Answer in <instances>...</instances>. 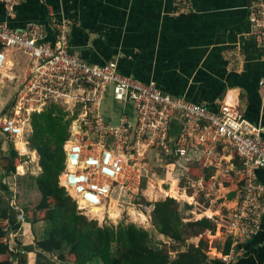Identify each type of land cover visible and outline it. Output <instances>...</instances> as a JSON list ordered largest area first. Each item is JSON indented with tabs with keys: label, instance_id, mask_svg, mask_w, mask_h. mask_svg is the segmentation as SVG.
<instances>
[{
	"label": "built area",
	"instance_id": "1",
	"mask_svg": "<svg viewBox=\"0 0 264 264\" xmlns=\"http://www.w3.org/2000/svg\"><path fill=\"white\" fill-rule=\"evenodd\" d=\"M24 1L0 0L6 18L13 19ZM246 10L247 35L264 61V0H248ZM71 27V21L56 17L22 28L0 21V71L6 64L5 50L28 59L12 102L0 114V137L27 147L23 140L27 117L51 104L66 105L78 91L83 109L63 145L59 183L79 212L87 213L123 190L149 151L173 157L184 168L199 161L207 168L219 149L230 150L241 163L236 169L243 184L222 218L220 231L231 246L220 259L231 264L243 256L241 246L259 233L264 218V184L257 176L264 169V126L243 118L234 105L221 103L214 111L170 96L153 81L122 76L116 64L86 62L71 50ZM259 85L264 91V81ZM109 89L112 102L105 106Z\"/></svg>",
	"mask_w": 264,
	"mask_h": 264
},
{
	"label": "crops",
	"instance_id": "2",
	"mask_svg": "<svg viewBox=\"0 0 264 264\" xmlns=\"http://www.w3.org/2000/svg\"><path fill=\"white\" fill-rule=\"evenodd\" d=\"M247 3L248 0H25L11 20L0 6V21L22 28L28 22L45 24L51 17L65 18L72 23L71 50L86 62L116 64L122 76L143 83L153 81L170 96L185 97L214 111L230 95L232 105L243 118L264 126V91L259 85L264 81V61L247 35ZM4 53L6 64L0 77L10 83L14 95L28 59L16 51ZM7 102L0 101V113ZM25 148L31 157L34 151ZM225 151L218 150L212 166L216 167V158L221 157L235 166L233 155ZM212 166L207 168L213 170ZM257 176L264 184V169ZM209 213L205 217H211L213 213ZM27 226L22 224L24 236L31 234V226ZM241 248L245 252L234 264H264V218L259 233Z\"/></svg>",
	"mask_w": 264,
	"mask_h": 264
},
{
	"label": "trees",
	"instance_id": "3",
	"mask_svg": "<svg viewBox=\"0 0 264 264\" xmlns=\"http://www.w3.org/2000/svg\"><path fill=\"white\" fill-rule=\"evenodd\" d=\"M5 111L4 108L1 113L4 114ZM67 117L68 114L55 104L31 116L32 133L28 138L29 148L39 156L42 172L35 177L39 201L24 220L31 223L37 221L50 223L48 236L36 243L39 249L48 253L59 252V259L81 264L93 260H98L101 264H223L221 259H209L205 252L208 242L203 237L204 232L214 234L216 224L206 217L184 222L179 205L172 198H166L154 205L151 219L158 234L180 245H185L189 238L200 237L196 245L189 244L185 251L176 252L174 257L163 248L150 247L147 244L148 233L134 224L100 228L97 227L96 221H88L83 215L78 214L76 204L58 184L59 175L64 169L63 145L69 136L68 128L72 120ZM1 146L0 140V149ZM8 153L9 163L5 171L14 176L21 161L12 147ZM168 158L175 160L173 157ZM233 158L235 166L240 170V161L236 157ZM207 171L202 161L185 167V174L194 181H200L204 186L209 184L205 181ZM242 184L243 176L238 174L228 199L235 197ZM11 209L0 200V220L7 221L9 225L5 229L0 226V264H13L10 257L16 259L14 264H27V253L32 252L30 247L25 246L22 252L14 253L8 242L3 241L8 231L20 229V221L16 219ZM36 212L39 213L38 216ZM64 245L69 246L67 251L63 250ZM230 246L231 240L225 238L220 253L227 255Z\"/></svg>",
	"mask_w": 264,
	"mask_h": 264
},
{
	"label": "rangeland",
	"instance_id": "4",
	"mask_svg": "<svg viewBox=\"0 0 264 264\" xmlns=\"http://www.w3.org/2000/svg\"><path fill=\"white\" fill-rule=\"evenodd\" d=\"M0 101L7 102L6 105L12 102L13 88L5 78L0 77ZM73 99L69 100L66 105H59L67 114L71 123L73 120L82 113L81 96L78 91L74 92ZM112 102L111 89L107 94L105 106ZM7 107V106H6ZM5 107V109H6ZM1 109V107H0ZM2 115V113H0ZM27 117L28 122L25 126V133L23 140L27 143L29 148L28 138L32 133L31 116ZM70 123V126H71ZM68 128V132L70 130ZM2 146L0 149V200L6 206L13 210L16 219L20 221V229L17 231H8V235L3 241H7L10 249L15 253L16 251L22 252L25 246L32 249V252L27 253V264H81L79 262H71L69 260H61L58 258L59 252H44L37 246V242L46 238L50 231V223L47 221H37L35 223L26 222L24 219L27 213L35 209L40 195L35 183V177L41 174L42 170L39 166V156L36 155V161L32 162L30 156H21L20 152L15 149L10 140L0 137ZM4 146V150L2 149ZM13 148L19 155L21 165L24 167L25 174L6 173L5 169L8 167L9 149ZM221 151V149H219ZM229 154H233L230 150H226ZM161 154V153H159ZM216 156V155H215ZM213 156L211 161L213 162ZM164 155L158 157L157 152L149 151L146 159L143 162V167L128 176V180L123 190L114 192L110 199L116 201L117 209L115 218H110L108 210L104 214L102 221L96 220L86 214L87 212H79L88 221H96L97 227H114L119 224L128 225L134 224L138 228L145 230L148 233L147 244L155 249H165L169 254L174 257L176 252L185 251L189 244H197L200 237L189 238L185 245H180L171 241L170 239L158 234L155 226L152 223L151 214L156 202L164 201L166 198L174 199L179 205V212L184 222L198 220L202 217L211 214V219L216 224L214 234L205 231L203 237L207 239V247L205 249L206 255L209 259H220L222 254L220 250L223 247L225 236L220 231L223 223L222 218L226 215L227 208L232 206L228 196L231 192L232 184L237 181L238 172L235 166L228 164L226 159L222 157L216 158V167L212 166L213 170L205 172V181L209 183L205 186L199 185V181H194L185 174V168L180 163L177 164L175 160L170 159ZM214 160V162L216 161ZM232 163V162H231ZM30 164V165H29ZM13 176V177H12ZM60 176V175H59ZM9 177L11 179L9 180ZM6 182V183H4ZM10 182V183H9ZM58 184L59 183L58 178ZM5 186V187H2ZM127 187V188H126ZM65 191V190H64ZM66 193V192H65ZM185 194L188 198L181 199L180 196ZM16 196V198L14 197ZM110 199L105 202V207H108ZM109 201V202H108ZM209 211V212H208ZM209 213V215H210ZM36 212V216H38ZM144 218H143V217ZM27 223L31 234L27 236L22 233V224ZM0 226L8 227V222L0 220ZM69 246L64 245L63 250L67 251ZM39 254V257H37ZM13 264L16 259L10 257ZM236 262L233 261L231 264ZM85 264H101L98 260H93Z\"/></svg>",
	"mask_w": 264,
	"mask_h": 264
},
{
	"label": "bare ground",
	"instance_id": "5",
	"mask_svg": "<svg viewBox=\"0 0 264 264\" xmlns=\"http://www.w3.org/2000/svg\"><path fill=\"white\" fill-rule=\"evenodd\" d=\"M233 100H234V99H232V97H230V95H228V96H227V101H225V102H226L227 104L232 105ZM24 145H25V144L22 143L21 141H18V140L15 141V145H14V147H15V149H17V151L20 152L21 155H26V154H27V150H26V148H25ZM26 156H27V155H26ZM31 158H32V162L34 161V159H35V161H36V155H35V152L31 154ZM227 159H228V158H227ZM29 165H30V164H29ZM17 170H18L19 174H25L24 167H23L21 164L18 166V169H17ZM180 198H181V199L186 198V199L189 200V198H188L185 194H182V195L180 196ZM108 202H109V201H108ZM116 209H117V203H116V201L110 199V202H109V204H108V207H105L104 205H102V206H100V207H97V208H94V209L90 210V213H86V214H88L89 216H91L92 218H94V219H96V220L102 221L103 218H104V214H105V212H106L107 210H108V213H109V217H110V218H115L114 216H116V215H115V214H116ZM142 217H143V216H142ZM143 218H144V217H143Z\"/></svg>",
	"mask_w": 264,
	"mask_h": 264
}]
</instances>
